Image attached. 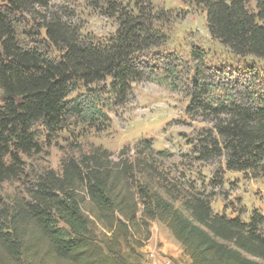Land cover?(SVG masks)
Masks as SVG:
<instances>
[{
  "label": "trees",
  "instance_id": "trees-1",
  "mask_svg": "<svg viewBox=\"0 0 264 264\" xmlns=\"http://www.w3.org/2000/svg\"><path fill=\"white\" fill-rule=\"evenodd\" d=\"M181 1L203 9L210 37L234 55L264 60V0ZM99 2L117 20L114 37L105 44L82 41L67 25L45 19L39 30L59 54L52 58L37 47V6L47 3L0 0V186L19 182L24 158L41 152L36 128L50 137L69 118L96 120L93 109L69 100L79 86L108 81L120 104L131 84L174 80L182 68L178 58L160 61L159 68L143 58L167 41L153 27L157 19L149 0H134L130 10L116 0ZM190 57L185 112L210 118L212 126L199 135L200 160L223 159L228 172L264 179V86L259 94L242 89L230 92L228 102L214 103L212 69L198 48ZM137 148L136 157L121 151L115 161L93 148L63 159L58 171L41 173L25 196L0 208V264H143L155 221L189 264H264V216L252 211L244 221L214 213L209 197L170 185L145 154L153 153L149 141Z\"/></svg>",
  "mask_w": 264,
  "mask_h": 264
},
{
  "label": "rangeland",
  "instance_id": "rangeland-1",
  "mask_svg": "<svg viewBox=\"0 0 264 264\" xmlns=\"http://www.w3.org/2000/svg\"><path fill=\"white\" fill-rule=\"evenodd\" d=\"M91 1L44 0L46 7L37 6V41H41L40 44L37 42V47L47 51L52 58L59 56L44 43L43 32L39 30L45 19L52 18L76 31L82 41L105 44L112 39L118 28L116 18L107 16L99 0L95 1L100 7L91 6ZM116 1L133 9L134 0ZM149 3L157 19L153 27L165 35L167 41L163 46L151 49L143 58L149 66L157 68L166 58H178L182 68L174 80L131 84V93L120 104L109 91L108 81L89 87L79 86L70 94L69 100L75 99L93 109L96 120L69 118L64 129L50 137L41 128H36L41 152L24 158V176L19 182L0 186V208L16 196H25V189L32 186L45 170L58 171L65 158H77L97 147L111 153L114 161L121 151L136 157L139 143L146 140L153 151L145 152L148 160L156 161L162 175L177 190L185 188L189 193L209 197L212 211L227 217L239 216L247 221L252 211L264 216V179L228 172L223 159L200 160L198 138L204 130L212 128L210 118L189 116L185 112L190 103L188 91L194 69L190 53L193 48L202 51L205 65L214 73L215 88L209 97L214 103L228 102L230 92L242 89L261 93L264 60L236 56L212 39L207 31L205 12L200 7L181 0H149ZM249 7L254 10V3ZM162 74L159 70V77H163ZM158 152L163 155H157ZM154 224L162 225L155 221L150 229L155 227ZM156 246H159L158 242ZM146 255L153 257L155 250H148Z\"/></svg>",
  "mask_w": 264,
  "mask_h": 264
},
{
  "label": "crops",
  "instance_id": "crops-1",
  "mask_svg": "<svg viewBox=\"0 0 264 264\" xmlns=\"http://www.w3.org/2000/svg\"><path fill=\"white\" fill-rule=\"evenodd\" d=\"M150 231L149 245L142 250L144 255L143 264H189L188 258L183 253L180 245L169 236L168 231L162 225H155ZM157 242L159 246H156ZM152 249L155 250V255L148 257L146 252Z\"/></svg>",
  "mask_w": 264,
  "mask_h": 264
}]
</instances>
